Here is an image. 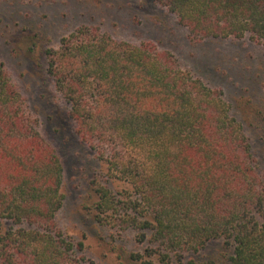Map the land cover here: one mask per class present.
Here are the masks:
<instances>
[{
    "label": "trees",
    "instance_id": "1",
    "mask_svg": "<svg viewBox=\"0 0 264 264\" xmlns=\"http://www.w3.org/2000/svg\"><path fill=\"white\" fill-rule=\"evenodd\" d=\"M154 2L193 39L264 44V0ZM151 46L81 26L44 52L77 134L105 166L92 182L94 222L136 231L147 245L138 264H195L216 241L231 249L228 264H264V150L220 90ZM25 102L0 63V264H86L84 244L57 222L62 159Z\"/></svg>",
    "mask_w": 264,
    "mask_h": 264
},
{
    "label": "rangeland",
    "instance_id": "2",
    "mask_svg": "<svg viewBox=\"0 0 264 264\" xmlns=\"http://www.w3.org/2000/svg\"><path fill=\"white\" fill-rule=\"evenodd\" d=\"M81 26L100 27L117 41L170 53L180 68L222 92L262 156L264 44L248 38L193 39L177 16L154 0H0V63L64 165L66 199L57 216L59 228L84 244L86 264H138L132 256L143 254L147 245L138 241L136 231L93 220L92 182L105 166L77 134L69 106L46 72V49L59 48L61 39ZM230 256L231 249L216 241L194 262L228 264ZM184 261L194 264L190 257Z\"/></svg>",
    "mask_w": 264,
    "mask_h": 264
}]
</instances>
